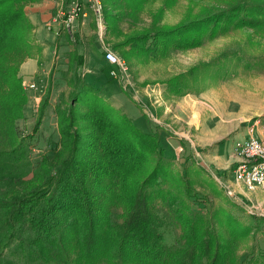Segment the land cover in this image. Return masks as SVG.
<instances>
[{
	"label": "trees",
	"instance_id": "1",
	"mask_svg": "<svg viewBox=\"0 0 264 264\" xmlns=\"http://www.w3.org/2000/svg\"><path fill=\"white\" fill-rule=\"evenodd\" d=\"M38 1L0 0V253L13 245L27 264H239L234 240L221 239L211 217L190 207L188 183L173 170L159 135L143 132L91 85L72 84L73 103L86 110L58 106L59 148L32 163L28 141L39 131L47 98L31 133L20 135L16 124L28 101L19 68L39 51L24 8ZM249 2L115 48L124 58L149 56L151 49L197 47L205 33L231 25L263 27L264 0ZM165 86L169 96L189 93L184 74ZM158 205L180 227L178 246L163 242Z\"/></svg>",
	"mask_w": 264,
	"mask_h": 264
},
{
	"label": "rangeland",
	"instance_id": "2",
	"mask_svg": "<svg viewBox=\"0 0 264 264\" xmlns=\"http://www.w3.org/2000/svg\"><path fill=\"white\" fill-rule=\"evenodd\" d=\"M100 1L106 28L102 35H97V42L92 45V51L95 50L99 58L102 47L107 44L111 48L112 44H118L126 38L154 33L158 29L175 27L209 13L218 14L237 4L250 3L249 0ZM113 19L117 20V25L115 23V28L109 34V23L113 28V23L109 20ZM206 34L201 37L197 47L168 48L163 54L157 48L151 49L149 56L129 53L125 58L121 57L120 52L118 56L128 66L134 86L124 90L117 80L116 82L126 100L133 105L136 115L115 107L116 99L106 100L133 123L136 120L142 121L143 132L159 135L160 145L171 160L173 170L188 183L191 190L188 199L190 207L195 212L211 217L212 226L221 239L230 242L234 240L238 263L264 264V185L249 191L244 185L243 189H237L233 181L234 165L239 162L233 154L234 144L252 135L264 140V131L260 130V126L264 125V26L235 28L231 25L224 33L213 36ZM151 43L150 39L147 42L149 47ZM180 74L186 75L189 85V93L185 96L193 98L201 94L210 101L201 117L198 114L192 117L196 124H192L191 135L197 144L193 148L189 144L186 146L184 139L175 141L173 133L178 131L177 127L170 123L156 126L154 122L155 111L165 101L161 99H164V94L156 96L157 89L161 85L166 88L165 82ZM109 79L111 77L107 75V82ZM79 80L103 90L101 82L82 77V72ZM44 86L46 89L45 83ZM46 92L39 94L26 91L28 101L24 107L25 116L16 124L20 135L31 133L45 95L38 103L35 98ZM71 105L78 112L86 110L81 104L73 103L72 94L59 104L61 108ZM42 122L34 139L28 141L32 163L38 161L42 154L51 155L59 148L56 111L52 112L48 105L43 110ZM255 123L260 131L254 127ZM42 124L45 127L48 125V128L42 130ZM198 136L215 137V140L209 145L201 146L195 141ZM219 182L236 187L238 193L234 197L228 196ZM156 212L161 219L159 231L163 242L169 247L178 246L181 243V230L170 211L163 205H158ZM113 213L114 220L120 223L121 211L114 210ZM0 264L27 263L13 251L12 245L0 253Z\"/></svg>",
	"mask_w": 264,
	"mask_h": 264
},
{
	"label": "crops",
	"instance_id": "3",
	"mask_svg": "<svg viewBox=\"0 0 264 264\" xmlns=\"http://www.w3.org/2000/svg\"><path fill=\"white\" fill-rule=\"evenodd\" d=\"M62 6V0H39L25 7V12L33 25L32 37L34 44L39 48V51L27 58L20 66L19 75L22 80L41 79L46 85L48 91L46 94L39 95L35 101L44 96L47 98L46 106L53 111L59 106L61 100L67 99L73 92V86L79 75L82 72V77L94 78L95 81L101 82L103 90L99 91L104 94L105 99L110 101L116 99L114 106L135 116L133 105L126 100L125 94L114 79H109L107 82L108 66L103 60L102 55L99 58L96 51H92V45L97 42L98 32L96 30L95 20L92 15L88 18L79 20L76 31L72 34L65 31L59 21H56L58 9ZM108 21V20H107ZM113 23V28L109 23V34L112 33L117 25V20H109ZM51 26H48V25ZM117 44H112L111 48L116 54H120L122 50L115 48ZM128 47L125 48V51ZM121 55V54H120ZM79 82H81L79 80ZM158 88L156 96L161 97L163 105L155 111L154 122L156 126L170 123L177 127L178 131L173 133L175 141L183 139L189 144L190 148L196 147V143L192 140L191 128L192 124H196L192 117L196 114L202 116L206 110L208 97L199 94L196 97L181 96L174 97L167 95L165 87ZM165 91V92H164ZM167 97H166V96ZM180 98V100H175ZM130 104V105H129ZM45 106V107H46ZM57 116V115H56ZM43 118V117H42ZM138 117L136 116L135 119ZM200 121V120H199ZM201 122V121H200ZM43 123V122H42ZM136 126H144L143 122L136 120ZM58 131V124L56 123ZM41 127V126H40ZM195 127V126H194ZM48 125L42 124V130L47 129ZM176 129V128H175ZM260 131L259 129H257ZM218 135H215V137ZM215 137H200L195 141L201 145H209L215 140ZM162 138V136H161ZM171 145V142H168ZM173 146V145H171ZM216 164H218L215 161Z\"/></svg>",
	"mask_w": 264,
	"mask_h": 264
},
{
	"label": "built area",
	"instance_id": "4",
	"mask_svg": "<svg viewBox=\"0 0 264 264\" xmlns=\"http://www.w3.org/2000/svg\"><path fill=\"white\" fill-rule=\"evenodd\" d=\"M92 15L95 20L98 35L104 32L105 20L103 17V5L100 0H62V6L58 9L56 21H59L65 31L74 33L79 20ZM48 26H51L50 24ZM103 60L108 66V74L120 83L124 90L133 88L129 76V68L126 63L112 49H103ZM22 85L28 93H42L45 91L41 79L23 80ZM256 123L254 124V127ZM256 129H259L256 126ZM264 131V125L260 126ZM253 131V129L251 130ZM233 154L239 159L234 165L233 181L237 189H243L244 185L249 191H253L264 185V140L257 139L253 135L237 141L233 146ZM225 193L234 197L237 194L236 187L219 182Z\"/></svg>",
	"mask_w": 264,
	"mask_h": 264
}]
</instances>
